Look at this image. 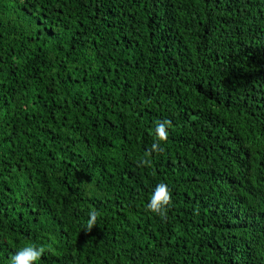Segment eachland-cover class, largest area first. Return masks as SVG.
I'll return each instance as SVG.
<instances>
[{"label":"trees","instance_id":"trees-1","mask_svg":"<svg viewBox=\"0 0 264 264\" xmlns=\"http://www.w3.org/2000/svg\"><path fill=\"white\" fill-rule=\"evenodd\" d=\"M27 243L53 249L37 264H264V0H0V264Z\"/></svg>","mask_w":264,"mask_h":264},{"label":"clouds","instance_id":"clouds-1","mask_svg":"<svg viewBox=\"0 0 264 264\" xmlns=\"http://www.w3.org/2000/svg\"><path fill=\"white\" fill-rule=\"evenodd\" d=\"M171 127L170 120H162L156 122L154 130V141L146 150L145 154L137 161L139 167H151V156L153 153L163 151L161 142H166L168 139V129ZM172 204V194L167 183H158L145 205V210L159 216L161 219H166L168 206ZM101 213L96 208H90L87 213V219L84 222L83 230L91 232L92 228L97 224ZM53 251L51 245H36L35 243H27L15 251L9 258L7 264H37V261L46 252Z\"/></svg>","mask_w":264,"mask_h":264}]
</instances>
